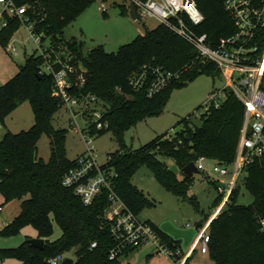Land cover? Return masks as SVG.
<instances>
[{
    "label": "trees",
    "instance_id": "obj_1",
    "mask_svg": "<svg viewBox=\"0 0 264 264\" xmlns=\"http://www.w3.org/2000/svg\"><path fill=\"white\" fill-rule=\"evenodd\" d=\"M11 1L17 7L34 6L35 14L28 13L30 20L36 18L33 31L41 35L42 41L49 38L54 48L67 50L73 58L72 64L81 63L85 68L83 89L67 88V91L75 96L93 95L108 110L105 118L109 127L99 131L96 137L112 131L121 148L108 155L102 168L114 171V190L136 216L152 205L131 183L141 167H147L171 193L185 197L194 177L182 173L185 166L195 164L201 157L208 162H234L244 107L231 91L226 92V99L218 108L212 106L200 115V126L188 116L178 122L180 129L174 136L165 134L137 150L125 149L124 134L142 120L160 115L173 89L186 85L200 74L218 73L212 63L200 60L195 49L166 25L160 24L137 36L114 53L106 52L102 45L85 50L82 42L75 38L65 40L63 33L65 27L95 0ZM225 1L195 0L203 21L192 28L198 34H206L212 47L236 32L225 11ZM4 21L6 27L0 29V43L6 47L22 22L19 17L7 14ZM257 41L264 47V27L258 33ZM44 65L42 56L32 54L25 59L18 73L0 87V123L3 126L5 118L25 102L30 103L34 116V124L28 131L7 132L0 141V195L4 203L20 201L18 216L4 226L0 237L16 236L30 226L36 231L37 238L44 240V246L37 248L27 239L17 248L0 249V260L11 258L18 264H48L50 258L74 250L73 264H122L120 258L109 259L114 241L109 225L103 219L107 194L102 193L91 205L85 206L62 184L64 175L75 167L76 161L67 158L66 131L56 130L52 125L61 102L53 94V75L42 71ZM59 67L54 66L55 70ZM143 69L149 77H154L153 69L178 76L149 97L147 86L134 90L130 84V78ZM42 134L50 140V157L46 162L38 157L37 144ZM161 158L172 159L182 178L169 170ZM242 185L252 196V203L238 204L239 186L232 192L229 204L208 226L206 255L213 264H264V231L258 220L259 216H264V158H255L246 166ZM191 200L196 203L194 198ZM220 200L221 195H218L212 211ZM210 215L196 225L197 230ZM53 223L59 227L61 235L51 241ZM153 228L169 248H179L178 241L159 228ZM94 242L96 247L91 248ZM133 252L135 250L127 249L123 257Z\"/></svg>",
    "mask_w": 264,
    "mask_h": 264
},
{
    "label": "built area",
    "instance_id": "obj_2",
    "mask_svg": "<svg viewBox=\"0 0 264 264\" xmlns=\"http://www.w3.org/2000/svg\"><path fill=\"white\" fill-rule=\"evenodd\" d=\"M134 6L138 18L155 19L166 25L172 32L189 43L203 62L212 63L215 69L227 80L226 87L213 91L205 102L204 110L208 112L213 106L218 108L226 99V92L231 91L244 107V120L241 128L236 157L232 164L211 163L215 187L221 200L213 210L209 219L197 230L192 250L183 255L179 248L171 249L159 237L148 222H140L137 216L123 203L114 190L113 170L104 169L97 163V154L92 145L93 139L101 130L109 127L106 115L108 110L93 95H71L67 88L82 90L86 84V70L81 63L72 64L73 58L68 55L64 59L58 56L57 48L42 46L41 35L34 30L36 18L30 20V13L35 14V7L25 5L17 7L11 0H0V29L6 27L5 14L17 16L23 22L38 50L45 59L42 71L52 74L54 79L53 94L61 106H65L72 116L71 123L75 132H79L88 144L85 153L78 156L75 167L63 177L62 184L71 189L85 206L91 205L102 193L107 194V206L103 211V219L109 225V232L114 246L109 250V259H121L125 250L153 248L154 254L163 257L168 264H187L195 250L206 255L209 243L208 226L229 204L232 192L239 187L243 171L255 158H264V47L259 45L257 35L264 27V0H226L225 11L230 15L236 28L234 35L220 41L212 47L206 34H198L193 26H199L203 16L197 8L195 0H128ZM100 9L106 12L103 4ZM6 49L13 55L17 51L8 43ZM53 57V58H52ZM60 66L55 70L54 66ZM154 77L146 75L145 69L130 78L134 90L146 87L147 95L166 87L178 75L164 73L159 69L152 70ZM81 116L84 128L77 126L76 118ZM209 163L201 157L195 163L198 171L206 172ZM261 230L264 231V216L258 217ZM96 243L91 244L95 248ZM63 254L50 258L48 264H63ZM149 264V263H145Z\"/></svg>",
    "mask_w": 264,
    "mask_h": 264
},
{
    "label": "rangeland",
    "instance_id": "obj_3",
    "mask_svg": "<svg viewBox=\"0 0 264 264\" xmlns=\"http://www.w3.org/2000/svg\"><path fill=\"white\" fill-rule=\"evenodd\" d=\"M103 4L106 15L100 9ZM2 6L0 5V11ZM130 2L128 0H95L91 2L72 22L64 29L65 40L75 38L82 42L85 50H90L102 45L106 52L114 53L122 45L132 42L137 36L144 35L147 31L155 29L160 23L155 19L138 18L133 20L130 15ZM9 43L17 51L11 54L5 46L0 43V87L15 76L25 59L32 54H40L27 26L22 22L14 32ZM45 48L51 47L49 38L42 42ZM58 50V48L56 49ZM58 56L68 58V52L59 48ZM227 80L220 72L203 73L198 75L186 85L172 90L163 112L158 116L148 117L128 130L123 141L125 149L137 150L162 135L174 136L179 131L177 126L183 118L190 116L196 126L201 125L200 115L205 113L204 105L208 96L215 90L226 87ZM72 116L65 106H61L53 116L52 125L56 130L66 131L65 150L67 158L75 160L85 153L88 144L79 132H75V125L71 123ZM77 126L84 128L85 121L81 116L76 118ZM34 124V116L31 105L23 103L16 108L4 120V126L0 123V141L5 133L12 134L28 131ZM97 154L99 166H105L108 155L119 150L120 144L114 133L109 131L103 136L95 137L92 144ZM38 157L48 161L50 157V140L47 135L42 134L38 144ZM169 170L181 179L182 173L169 158H161ZM206 172H200L193 177L192 184L187 190L185 197L177 196L164 188L153 176L147 167H141L133 175L131 183L152 203L144 208L138 215L140 222H148L159 228L174 240L179 242V250L187 255L197 236L196 225L204 221L205 216L210 215L213 201L218 197L215 182L217 176L212 174L211 163L205 166ZM240 193L238 204L249 205L252 196L244 189L242 181H239ZM192 198L196 200L192 202ZM20 201L12 200L4 203L0 195V231L7 223L18 216ZM54 234L51 241L58 239L61 235L59 227L53 223ZM37 238L36 231L32 227H25L21 232L10 238L0 237V249H11L19 247L27 239ZM188 260L189 264H213L207 255L199 250L192 253ZM64 258L74 260V250L65 252ZM122 264H168L163 257L154 254L153 248H141L128 256L121 258ZM0 264H18L14 259L7 258Z\"/></svg>",
    "mask_w": 264,
    "mask_h": 264
},
{
    "label": "water",
    "instance_id": "obj_4",
    "mask_svg": "<svg viewBox=\"0 0 264 264\" xmlns=\"http://www.w3.org/2000/svg\"><path fill=\"white\" fill-rule=\"evenodd\" d=\"M130 8H131L130 15H131L132 19L133 20L138 19V15H137L135 7L131 6ZM182 173L184 175L192 177L193 175L198 173V170H197V168H196L194 163H190V164H188L187 166H185L182 169ZM29 241H30L31 245H33V246H35L37 248L41 249L44 246V240H42L40 238L30 239ZM73 263H74V260L69 259V258H65L64 261H63V264H73Z\"/></svg>",
    "mask_w": 264,
    "mask_h": 264
},
{
    "label": "crops",
    "instance_id": "obj_5",
    "mask_svg": "<svg viewBox=\"0 0 264 264\" xmlns=\"http://www.w3.org/2000/svg\"><path fill=\"white\" fill-rule=\"evenodd\" d=\"M195 239H196V238H195ZM194 243H195V241L193 242V245H192L191 249L189 250V252L192 250V248H193V246H194ZM189 252H188V253H189ZM192 256H193V255H192ZM192 256H191V257H192ZM191 257H190V258H191ZM190 258H189V259H190Z\"/></svg>",
    "mask_w": 264,
    "mask_h": 264
}]
</instances>
